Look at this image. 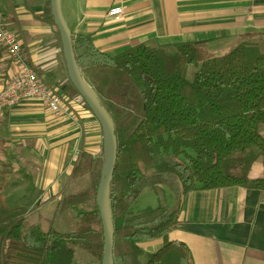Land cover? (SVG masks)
Here are the masks:
<instances>
[{
    "label": "trees",
    "instance_id": "1",
    "mask_svg": "<svg viewBox=\"0 0 264 264\" xmlns=\"http://www.w3.org/2000/svg\"><path fill=\"white\" fill-rule=\"evenodd\" d=\"M40 19L54 26L49 0ZM70 33L82 78L114 125V264H193L183 244L166 239L185 197L226 187L264 191V179H248L254 162L264 166V33L244 34L226 52H212L203 40L139 44L114 56L99 51L91 35ZM55 34L61 46L56 28ZM189 66L195 67L190 78ZM69 87L73 94L67 96L79 97ZM102 165L103 151L81 155L74 178L88 176L89 183L63 195L59 210H72L75 225L61 234L30 225L28 207L6 203L12 168L0 161V264H77V249L100 264L103 232L95 195ZM163 187L172 194L170 206ZM146 191L156 195L157 205L133 212ZM161 237L163 246L153 253L139 247Z\"/></svg>",
    "mask_w": 264,
    "mask_h": 264
},
{
    "label": "crops",
    "instance_id": "2",
    "mask_svg": "<svg viewBox=\"0 0 264 264\" xmlns=\"http://www.w3.org/2000/svg\"><path fill=\"white\" fill-rule=\"evenodd\" d=\"M30 1L0 0V14L8 29L20 33L25 63L48 85L59 83L62 94H73L55 28L40 19L47 0ZM114 6L123 9L120 17L107 16ZM61 10L72 33L91 35L95 47L111 56L139 44L203 40L212 52H226L240 36L264 33V0H61ZM32 11L39 28L27 27ZM15 72L3 54L0 88ZM69 98L74 117L68 120L56 119L34 100L6 109L0 120L5 141L0 161L12 168L4 197L9 206L28 207L30 225L40 226L29 219L47 204L59 207L64 194L86 188L88 176L74 178L76 165L82 154L97 157L103 151L100 125L76 96ZM260 134L264 138V126ZM248 179H264L260 160ZM72 212L62 213L71 223ZM157 239L139 247L153 253L163 246ZM167 241L183 244L193 264H264V191L226 187L189 193Z\"/></svg>",
    "mask_w": 264,
    "mask_h": 264
},
{
    "label": "water",
    "instance_id": "3",
    "mask_svg": "<svg viewBox=\"0 0 264 264\" xmlns=\"http://www.w3.org/2000/svg\"><path fill=\"white\" fill-rule=\"evenodd\" d=\"M49 6L53 24L59 35L69 83L75 89L79 98L85 103L102 130L103 165L95 195V205L103 232V256L100 264H114L113 226L110 213V185L117 160V142L114 133V125L94 92L82 78L73 52L71 33L62 14L61 0H49Z\"/></svg>",
    "mask_w": 264,
    "mask_h": 264
},
{
    "label": "built area",
    "instance_id": "4",
    "mask_svg": "<svg viewBox=\"0 0 264 264\" xmlns=\"http://www.w3.org/2000/svg\"><path fill=\"white\" fill-rule=\"evenodd\" d=\"M122 14L123 9L120 6H114L107 12V16L111 18L120 17ZM0 47L7 59L16 66L14 75L0 88V120L6 109H11L25 100L38 102L56 119L68 120L74 117L71 99L58 88L45 83L33 68L25 63L18 37L7 28L1 14Z\"/></svg>",
    "mask_w": 264,
    "mask_h": 264
},
{
    "label": "rangeland",
    "instance_id": "5",
    "mask_svg": "<svg viewBox=\"0 0 264 264\" xmlns=\"http://www.w3.org/2000/svg\"><path fill=\"white\" fill-rule=\"evenodd\" d=\"M25 1L28 4H30L32 2L30 0H25ZM29 14H30V16H32V18H30L29 25H27V27H32V28L38 27L39 28V25H40L39 20L40 19L38 20L37 13H35V11H32ZM10 31L12 33L16 34V36H19V34H20L18 32V30H16V29H11ZM58 45H59V43H58ZM114 54H116V53H114ZM194 71H195V67L189 66L187 68V71H186V76L188 78H190ZM64 72H65V75L67 76L66 70H64ZM76 101H78L81 105H84V107H85L84 102L82 103L81 99L77 96H76ZM86 110H87V108H86ZM163 189L166 192V197H165L166 198V204L170 206L172 201H173L172 194L169 192L168 188L163 187ZM47 205L48 206H46L42 210L37 211L32 216V218L29 219V221H33V220H37V222L39 221L38 223L40 224V227L44 231H48V230L52 229V230H54L58 233H61V234L70 233L72 231V229L74 228V225H75V213L72 212L74 215V219H73V222L71 223V222H68L69 219L66 218L68 216V214H62L64 211L63 212L60 211L59 207L56 206V203L55 204L51 203L50 205L49 204H47ZM156 205H157L156 195L153 194L152 192L146 191L135 202V204L132 207V210H133V212H139V211H141L147 207L153 208ZM29 224H32V223H29ZM167 235H166V239H167ZM160 239L164 240V238H162V237ZM160 239H157V240L160 241ZM147 249L145 247H143V250L146 251V252H144V251L143 252L146 254L149 253ZM75 261L77 264H98L88 254H86L85 252L78 250V249L75 251Z\"/></svg>",
    "mask_w": 264,
    "mask_h": 264
}]
</instances>
